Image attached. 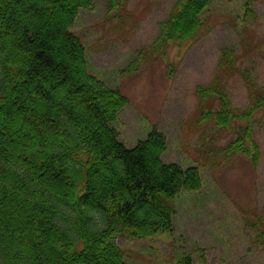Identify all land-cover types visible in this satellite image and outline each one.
Listing matches in <instances>:
<instances>
[{
    "label": "trees",
    "instance_id": "16d2710c",
    "mask_svg": "<svg viewBox=\"0 0 264 264\" xmlns=\"http://www.w3.org/2000/svg\"><path fill=\"white\" fill-rule=\"evenodd\" d=\"M128 1L110 0L111 8ZM96 2L0 0V264H132L117 238L171 234L178 196L203 187L198 167L163 160L168 139L157 128L133 148L121 140L114 125L130 100L90 72L85 44L72 31L80 11ZM210 2L176 0L131 69L155 53L168 60L169 45L198 41ZM234 65L235 55L224 50L220 68ZM196 92L202 103L218 104L215 111L203 107V120L243 122L225 150L257 167L252 135L264 113V87L240 113L217 78ZM246 224L264 250L263 219ZM173 264L195 262L188 254Z\"/></svg>",
    "mask_w": 264,
    "mask_h": 264
},
{
    "label": "rangeland",
    "instance_id": "374dc122",
    "mask_svg": "<svg viewBox=\"0 0 264 264\" xmlns=\"http://www.w3.org/2000/svg\"><path fill=\"white\" fill-rule=\"evenodd\" d=\"M175 2L129 0L123 8H111L110 0H97L94 9L80 11L72 28L85 44L90 72L130 100L114 125L126 146L135 147L157 128L168 139L163 160L196 166L203 177L200 191L178 196L174 232L116 242L132 264H173L188 254L195 264H264V250L246 224L264 221V113L253 128L261 153L254 167L246 156L231 157L225 150L243 122L220 127L203 120V107L215 111L218 104L202 103L196 92L217 78L240 113L255 89L264 87V0H211L206 32L198 41L181 49L169 45L163 51L168 60L155 53L132 70L140 52L159 36V23ZM226 49L235 55V65L222 70Z\"/></svg>",
    "mask_w": 264,
    "mask_h": 264
}]
</instances>
